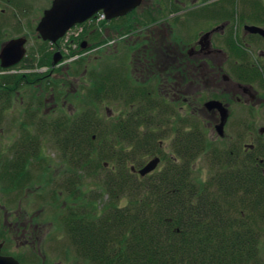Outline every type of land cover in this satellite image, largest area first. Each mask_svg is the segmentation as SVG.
<instances>
[{"label":"trees","instance_id":"1","mask_svg":"<svg viewBox=\"0 0 264 264\" xmlns=\"http://www.w3.org/2000/svg\"><path fill=\"white\" fill-rule=\"evenodd\" d=\"M90 40L105 45L109 38ZM51 58L26 68L50 67ZM122 69L89 72L86 91L89 104L120 101L119 118L102 119L89 107L74 118L32 124L30 152L4 159L5 192L23 193L34 182L28 167L39 166L46 137L69 167L53 192L73 204L61 224L86 264H264V143L251 155L245 135L214 144L201 123L172 114L159 94L114 86ZM257 79L264 87V73ZM201 157L212 171L205 182L194 171ZM154 158L160 166L141 177L138 170Z\"/></svg>","mask_w":264,"mask_h":264},{"label":"flooded vegetation","instance_id":"2","mask_svg":"<svg viewBox=\"0 0 264 264\" xmlns=\"http://www.w3.org/2000/svg\"><path fill=\"white\" fill-rule=\"evenodd\" d=\"M54 1L0 0V137L7 119L12 118L14 104L19 103L24 110L23 123L17 129L19 134L6 155L8 160H14V150L18 155H26L30 152L29 148L36 137L34 123L37 124L43 119L54 121L66 119L62 114L58 116L57 112L52 113L55 107H51V102L46 96L44 100L35 95V87L32 83L36 75H43L49 67L26 68L27 62L50 57L46 49L51 47V43L42 40L37 27L44 14L52 8ZM36 13L41 14L38 21L34 19ZM100 15L104 16L105 22L99 24L96 22L94 25L98 28L102 27V24H109L114 28L129 31L122 37L112 30L113 36L109 46L120 43V39L116 40L118 36L121 39L135 38V45L128 46L124 53L125 69L119 71L122 76L116 71L117 78L112 77L114 86L124 83L131 90L153 91L159 94L160 100L172 110V114L197 123L199 119L189 116L194 115L196 110V101L190 92L192 89H195L194 93L207 90L211 88L214 80L217 87L226 86L225 95L215 100L221 102L228 110L225 125L232 120L233 108L238 106L247 113L245 118L236 120L237 125L246 126L245 132L242 131L239 135H245L244 140L252 141V145L244 143V150L251 155L254 148L263 145L264 128L258 132L256 127L264 124V87L257 79L260 72L264 73V34L256 31L264 32V0H141L138 7L111 21L107 20L103 12L95 15L93 20ZM133 29L134 32H130ZM34 32L37 34V39H34ZM82 34L84 37V30ZM102 35H104L102 29L94 32L97 41L101 40ZM108 37L110 38L109 33ZM60 41L62 40L58 42ZM12 42H20L22 46L13 44V55L5 58L4 51ZM91 46L90 40H87L81 44L80 49H89ZM36 49L39 51L36 52ZM67 49L72 48L68 45ZM77 50L79 52V49ZM20 52H22L21 60L16 65L5 68L4 64L15 59ZM83 55L86 56L87 53L80 56ZM121 77L122 82L119 80ZM114 102L122 104L120 101ZM206 103L199 113L214 114L218 125L221 122L219 111L208 110L205 107ZM79 113L82 115L83 111L80 110ZM51 114L57 116L49 118ZM181 114L188 117H183ZM15 116L19 119L18 115ZM175 120L176 117L173 118V122ZM42 139L49 140L46 137ZM2 154L0 149L1 259H10L18 264H51L46 260L56 258L57 264H63L60 256L63 250L53 245L54 240L50 239L47 242L45 235L48 232L40 230L44 234L43 237L40 231L30 230L32 224L28 219L18 214L13 218L12 214L6 211L3 197L4 194L10 193L5 192L4 188L3 175L6 171L4 154L6 153ZM41 156L40 161H42ZM59 157L64 161L60 155ZM37 163L35 162V166L31 167L32 171L39 170H36L39 168ZM64 163L67 165L65 161ZM29 168L30 166L27 173L30 175ZM68 173L67 171L63 176L55 179L57 181L53 184L56 185ZM22 194L18 191L12 193L13 196L7 198L8 205L16 206ZM32 221L34 224V219ZM5 223L8 224V229H4ZM61 227L63 237L68 243L64 224H61ZM43 241L47 242L46 246L42 245ZM70 248L69 250L75 254L73 247Z\"/></svg>","mask_w":264,"mask_h":264},{"label":"rangeland","instance_id":"3","mask_svg":"<svg viewBox=\"0 0 264 264\" xmlns=\"http://www.w3.org/2000/svg\"><path fill=\"white\" fill-rule=\"evenodd\" d=\"M40 17L41 14H34V19H37H35V21H38ZM96 22L97 24H99L104 23L105 21L100 20L99 17L95 18L91 23L92 25L89 27V33L87 34L88 36L85 39L80 40L83 37V34L79 33L80 28H75L68 34V41H66V39H63L62 41L57 42L54 46L51 45V47H48L46 49V53H50L52 57V64L49 67V70L47 72H44L43 75H36L35 80L32 83V85H34L35 87V95H37L38 97H42L44 100L46 96L51 102V107H55V111L52 110V113L57 112L58 116L62 114L65 118H74L76 115L80 114V110L84 111L85 108L90 107V110H96L98 112V115H100L102 119H112L119 118L120 114L124 110L122 104L118 102H104L98 106L97 104H89L86 98V91L90 86L89 72H98L100 70V72H103L102 70L106 68L120 67H122V70H124L126 61L124 53L126 52L128 46L135 45L134 37H131V39H121V37L118 36L116 40L118 41L120 39V43H118L116 46H109V42L111 41V37L113 36L111 30L114 26H111L109 24H102V27L98 28L96 25H93ZM98 29H102V34H104L100 36V39L102 40H106L109 33L110 38L108 37L109 40L107 44L103 45V41L100 44L91 42L90 39L94 38V32L98 31ZM34 39H37L36 32H34ZM87 40H90L91 45L95 43L97 45L95 44V46H91L89 49L81 50L79 46H81V44L85 43V41ZM68 45L71 46V50L67 49ZM77 49H79V52ZM38 51L39 49H36V52ZM86 53V56H80L81 54ZM56 55L60 56V61L57 64L54 63ZM215 85V81L212 80L211 88L207 90L203 89V91H196L195 93V89L191 90L190 93L194 96L196 101V110L194 115L189 116H195L196 119H199L197 120V123L202 124V127L205 129V132L211 142L216 145H227L228 143L235 141V138H237V136L242 133V131L245 132L246 126L244 127L237 125L236 120L245 118L247 113H244L242 109L238 108V106H235L233 108L234 113L232 120L229 121L227 125H225L224 137H219L215 128L220 123L218 125L216 124V116H214V114H206L204 112L203 116V114L199 113V110L202 111L204 103H208L210 102V100L215 101L217 97L225 95L226 86L217 87V85ZM63 103L65 104L62 106ZM19 105L20 104H17V102L14 104L11 112L12 118L7 117V123L4 127L3 134L0 137V149L1 153H6L4 154L5 158L7 157V153L11 149L13 142L19 134V132H17V129L21 127V124L23 123L22 111L24 113V110ZM15 115H18L19 119L16 118ZM181 115L183 117H188L184 114ZM56 116L57 115L55 114H51L49 118H54ZM261 121L262 119L259 120V122ZM263 128L264 124L257 125L256 131L259 132V130ZM256 133L257 132H255L254 135H256ZM243 137L245 138V136ZM43 142L44 143L41 156L42 161L39 164L40 169L38 171L31 170L30 172V175L35 176V181L26 187L22 196L20 195L21 199L20 201H18L16 206L10 207L7 203V198L13 196L12 193L14 192H11L7 195L4 194L3 198L4 205L7 208L6 211L11 213L13 218L18 214V216H21L26 220L28 219L32 224L30 230H41L45 233L48 232L45 235L47 238V242L52 239L54 240L53 245H57L63 250V253L60 254L63 264H86L84 261L79 259V256H77L76 253L73 254V252L69 250L71 248L61 232L63 231V229L61 227L60 220L64 213V207L66 205L73 206V204L70 200L68 202V199L66 197H63L60 194L57 195V193L54 194V192L56 191H54L55 185L53 183L57 181L55 179L63 176L68 171L69 167L59 157V153L53 147L52 141L45 140ZM168 143L169 142H167V144ZM245 143L252 145L251 139L245 140ZM167 150V152L170 153L168 147ZM6 160H8V158H6ZM38 161L39 160H36L35 162ZM194 171L196 178L201 182L207 181L212 174L211 168L206 158L204 157H201L196 161L194 165ZM89 187L95 188V186L92 184ZM33 219L34 224L32 221ZM5 224L7 226L4 225V229H8V224ZM42 235L44 237L43 233ZM47 242L43 241L42 245L46 246ZM17 243L21 244V242ZM262 250L264 252V237L262 240ZM46 261H49L51 264H55L57 259L53 258L52 260Z\"/></svg>","mask_w":264,"mask_h":264},{"label":"water","instance_id":"4","mask_svg":"<svg viewBox=\"0 0 264 264\" xmlns=\"http://www.w3.org/2000/svg\"><path fill=\"white\" fill-rule=\"evenodd\" d=\"M141 4V0H55L52 8L44 14V17L40 21L37 32L43 41L56 44L61 40L68 31L77 25H82L91 20L99 12H103L107 16V20L124 16L134 8ZM264 34L262 30H257ZM13 44L22 43L12 42L9 44L5 51L4 57H10L13 55ZM7 55V56H5ZM22 58V52L17 53L15 59L8 61L4 64L5 68L16 65ZM60 61V56L56 55L54 63L57 64ZM205 107L208 110H217L221 116V122L216 127V132L219 137H224V128L228 119V110L223 106L221 102L210 101L206 103ZM160 164V159L155 158L147 163L143 168L138 170V174L141 177H145L153 173ZM0 264H18L10 259H1Z\"/></svg>","mask_w":264,"mask_h":264},{"label":"built area","instance_id":"5","mask_svg":"<svg viewBox=\"0 0 264 264\" xmlns=\"http://www.w3.org/2000/svg\"><path fill=\"white\" fill-rule=\"evenodd\" d=\"M98 17L100 18V20H103L104 19V16L103 15H100ZM82 31H83V29L80 28V32L79 33H82ZM73 36H75V35H73ZM68 40H69V35H67V37H66V41H68Z\"/></svg>","mask_w":264,"mask_h":264},{"label":"bare ground","instance_id":"6","mask_svg":"<svg viewBox=\"0 0 264 264\" xmlns=\"http://www.w3.org/2000/svg\"><path fill=\"white\" fill-rule=\"evenodd\" d=\"M52 46H54L55 44H51Z\"/></svg>","mask_w":264,"mask_h":264}]
</instances>
